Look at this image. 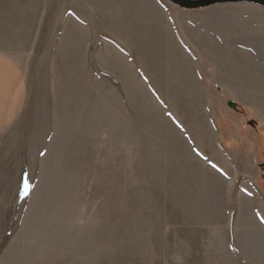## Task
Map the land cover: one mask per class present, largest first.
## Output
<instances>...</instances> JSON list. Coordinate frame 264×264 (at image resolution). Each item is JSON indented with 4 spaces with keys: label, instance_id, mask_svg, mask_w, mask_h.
I'll use <instances>...</instances> for the list:
<instances>
[{
    "label": "rangeland",
    "instance_id": "374dc122",
    "mask_svg": "<svg viewBox=\"0 0 264 264\" xmlns=\"http://www.w3.org/2000/svg\"><path fill=\"white\" fill-rule=\"evenodd\" d=\"M0 52V264H264L263 7L0 0Z\"/></svg>",
    "mask_w": 264,
    "mask_h": 264
},
{
    "label": "crops",
    "instance_id": "0c3cea01",
    "mask_svg": "<svg viewBox=\"0 0 264 264\" xmlns=\"http://www.w3.org/2000/svg\"><path fill=\"white\" fill-rule=\"evenodd\" d=\"M240 64L238 66L243 67ZM262 74L257 76V80H242L241 84L248 87L255 97L264 100V70ZM27 102V78L22 65L12 56L0 52V132L18 122Z\"/></svg>",
    "mask_w": 264,
    "mask_h": 264
},
{
    "label": "water",
    "instance_id": "95a60500",
    "mask_svg": "<svg viewBox=\"0 0 264 264\" xmlns=\"http://www.w3.org/2000/svg\"><path fill=\"white\" fill-rule=\"evenodd\" d=\"M174 5L187 10H199L221 4L251 3L264 8V0H169ZM228 106L238 111L237 103L230 101ZM254 123H251L253 125ZM264 178V163L260 164Z\"/></svg>",
    "mask_w": 264,
    "mask_h": 264
},
{
    "label": "snow or ice",
    "instance_id": "6c2138e0",
    "mask_svg": "<svg viewBox=\"0 0 264 264\" xmlns=\"http://www.w3.org/2000/svg\"><path fill=\"white\" fill-rule=\"evenodd\" d=\"M23 191H24V194L26 195L27 194V192H28V185L25 183V185H24V189H23Z\"/></svg>",
    "mask_w": 264,
    "mask_h": 264
}]
</instances>
